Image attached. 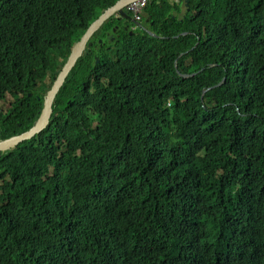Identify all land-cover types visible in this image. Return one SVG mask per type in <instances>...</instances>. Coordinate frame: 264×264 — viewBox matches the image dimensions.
Segmentation results:
<instances>
[{
    "label": "trees",
    "instance_id": "16d2710c",
    "mask_svg": "<svg viewBox=\"0 0 264 264\" xmlns=\"http://www.w3.org/2000/svg\"><path fill=\"white\" fill-rule=\"evenodd\" d=\"M118 1L0 0V141ZM188 7L112 17L0 152V264H264V0Z\"/></svg>",
    "mask_w": 264,
    "mask_h": 264
},
{
    "label": "water",
    "instance_id": "95a60500",
    "mask_svg": "<svg viewBox=\"0 0 264 264\" xmlns=\"http://www.w3.org/2000/svg\"><path fill=\"white\" fill-rule=\"evenodd\" d=\"M139 0H119L114 6L108 8L96 21H94L90 27L87 29L85 34L81 37L80 41H78L68 57L66 63L64 64L60 74L58 75L56 81L53 84L52 89L48 92L46 100L44 101V108L41 112L40 118L37 122V124L31 128L29 131L22 133L17 136L10 137L6 140L0 141V152H7L13 148H16L20 144L30 141L35 136L39 135L41 132H43L50 124L51 118L53 116V106L56 99L57 94L59 91L63 88L64 84L66 83L67 78L69 77L72 70L75 68L78 60L83 56L85 50L87 47H92L93 42L91 41L93 36L103 27V25L109 21L112 17H114L116 14H119L120 16L126 18V21H133L135 25L141 27L140 23H137L134 21L133 18H131L126 10H130V5L136 3ZM188 5V2L186 3ZM133 16L134 12L131 10ZM142 16V12L140 13V17ZM148 21V20H147ZM148 23V22H147ZM152 36H155V34H152ZM187 35V33L182 34ZM100 44L103 43V41H99ZM199 42L196 46H198ZM96 63H99V59L96 58ZM183 77H190V75H185ZM225 82V79H223V82L219 83L216 87L221 86Z\"/></svg>",
    "mask_w": 264,
    "mask_h": 264
},
{
    "label": "clouds",
    "instance_id": "9594fccd",
    "mask_svg": "<svg viewBox=\"0 0 264 264\" xmlns=\"http://www.w3.org/2000/svg\"><path fill=\"white\" fill-rule=\"evenodd\" d=\"M147 2H148V0H143V8H142V16H141V19L140 20H136L135 18H134V16H133V14L130 16L131 18H133L134 19V21L135 22H137V23H140L141 21H142V19H143V17H144V15H143V12H144V8L146 7V4H147ZM130 7V6H129ZM131 8V7H130ZM126 11H129V12H131V10H126ZM132 13V12H131ZM114 17H116V18H118V19H124V21L123 22H125L126 21V18H124V17H122V16H120L119 14H116ZM108 22V21H107ZM127 22H131L132 23V26H130V28H128V30H130V31H132L131 33H130V35L132 36L133 35V32H137L139 29H142V30H144V27H142V25H141V27H139V26H137V25H135L134 24V22L133 21H127ZM126 22V23H127ZM148 22V21H147ZM123 25H124V23H123ZM117 27V26H116ZM116 32V33H115ZM146 32L148 33V34H150L151 35V33L152 32H150L149 31V29L147 28L146 29ZM118 34V29L116 28V29H114V31L110 34V35H113L115 38H117V35ZM152 34H154V33H152ZM152 36V35H151ZM154 37H157L156 35L154 36ZM108 39V43L109 44H112L113 42H115L116 41V39H114V41H112V40H110L109 38H107ZM56 81V80H55ZM53 87V86H52ZM52 87H51V89H52ZM64 87V86H63ZM50 89V90H51ZM49 90V91H50ZM48 91V92H49ZM48 92H47V94H48ZM60 92V91H59ZM58 95V94H57ZM46 97H47V95H46ZM46 97H45V100H46ZM57 97V96H56ZM44 100V101H45ZM56 100V99H55ZM10 104H12V103H10ZM10 107V106H9ZM9 107H8V109H9ZM43 108H44V106H43ZM7 110V109H6ZM5 110V111H6ZM43 110V109H42ZM42 112V111H41ZM53 112H54V106H53ZM41 115V114H40ZM40 118V117H39ZM52 118H53V116H52ZM52 118H51V121H52ZM39 120V119H38ZM38 120L36 121V123H35V125L37 124V122H38ZM51 123V122H50ZM34 125V126H35ZM33 126V127H34ZM32 127V128H33ZM27 132V131H26ZM25 133V132H24ZM20 135V134H19ZM17 136V135H16ZM6 140V139H5ZM3 141V140H2ZM14 149V148H13ZM12 150V149H11ZM11 150H9V151H11ZM9 151H7V152H9ZM7 152H1V153H3V154H5V153H7Z\"/></svg>",
    "mask_w": 264,
    "mask_h": 264
},
{
    "label": "flooded vegetation",
    "instance_id": "af4514ba",
    "mask_svg": "<svg viewBox=\"0 0 264 264\" xmlns=\"http://www.w3.org/2000/svg\"><path fill=\"white\" fill-rule=\"evenodd\" d=\"M169 1L172 5H178L181 8V12L178 13L180 17H184L186 13L189 12V0H167ZM188 2V5L186 4ZM124 21V20H123ZM130 26H132L131 22H124V30L127 31L128 28H130ZM118 30H120L119 26L116 27ZM116 33V32H115ZM117 37L119 36L118 34L116 35ZM107 38H109L110 40L114 41V39H116L113 35L108 34Z\"/></svg>",
    "mask_w": 264,
    "mask_h": 264
},
{
    "label": "rangeland",
    "instance_id": "374dc122",
    "mask_svg": "<svg viewBox=\"0 0 264 264\" xmlns=\"http://www.w3.org/2000/svg\"><path fill=\"white\" fill-rule=\"evenodd\" d=\"M140 8V11H142V8H143V6H140L139 7ZM132 9V8H131ZM130 9V10H131ZM181 9V8H180ZM143 15H144V17H143V20H142V22H141V24H142V27H150V25H148V23H147V19H146V15H145V13L143 12ZM177 16V15H176ZM123 23L124 22H122V25H123ZM147 27V28H148ZM113 31H114V29H113ZM102 41V40H101ZM14 99H15V97L14 96H12V95H10L9 93H6V95L5 96H1L0 97V107H1V109L3 110V111H5L6 109H8V107L10 106V103L12 102V101H14Z\"/></svg>",
    "mask_w": 264,
    "mask_h": 264
},
{
    "label": "built area",
    "instance_id": "2783aa9c",
    "mask_svg": "<svg viewBox=\"0 0 264 264\" xmlns=\"http://www.w3.org/2000/svg\"><path fill=\"white\" fill-rule=\"evenodd\" d=\"M141 6H143V4ZM131 10L134 12V18L136 20H140L141 19V17H140V13H141L140 8L139 7H133Z\"/></svg>",
    "mask_w": 264,
    "mask_h": 264
},
{
    "label": "bare ground",
    "instance_id": "6f19581e",
    "mask_svg": "<svg viewBox=\"0 0 264 264\" xmlns=\"http://www.w3.org/2000/svg\"><path fill=\"white\" fill-rule=\"evenodd\" d=\"M142 3H143V0H139V1H137L136 3H134V4H132V5H130V7L131 8H133V7H140L141 5H142ZM127 12V11H126ZM132 14V13H131ZM94 39V38H93ZM92 41V40H91ZM8 110V109H7Z\"/></svg>",
    "mask_w": 264,
    "mask_h": 264
}]
</instances>
